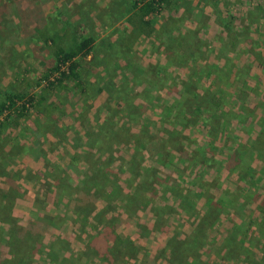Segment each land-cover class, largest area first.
I'll use <instances>...</instances> for the list:
<instances>
[{
    "label": "rangeland",
    "instance_id": "rangeland-1",
    "mask_svg": "<svg viewBox=\"0 0 264 264\" xmlns=\"http://www.w3.org/2000/svg\"><path fill=\"white\" fill-rule=\"evenodd\" d=\"M134 1L36 0L37 16H40L41 24L46 23L53 33L55 46L72 47L80 41L82 33L98 38L92 54L82 56L78 68L81 80L92 82L96 76L104 77L97 85L105 90L91 98L82 94L75 80H66L65 87L58 86L55 79L59 74H53L51 70L55 65L52 48L38 37L36 41L35 37L26 36V30L21 26L24 23L26 29L35 27V22H30L23 10L28 2L23 0L15 6L10 0L5 13L13 19H10L12 24L14 21L17 25L5 27L9 37L0 52V99L4 92H24L25 98L16 104L19 110L23 101L31 100V96L34 99L28 105L26 103L28 111L21 117L15 108L4 110L0 115V201L4 204L7 198L11 203L14 192L18 191L16 201H22L15 206L21 217L15 216L17 224L27 225L37 220L48 225L43 229L45 233L39 240V246L34 247L28 257L30 260L34 256L37 258L33 264H39L36 254L39 250L44 253L43 258L48 257L52 262L68 264L65 257L73 254V264H104L88 245L93 235L90 228L83 225L80 232H76L81 227L74 221L76 200L74 195H69L68 187L64 192L69 182L78 186L80 176L70 170V174L62 173L60 176L61 184L51 182L47 168L54 165L66 167L75 153L82 155L87 149L88 132L95 130V125L103 121L108 111L107 104L118 105L114 98L116 89L106 81L117 84L128 78L133 83L137 76L132 70L140 73L147 64H152L164 80L159 85L155 83L153 88L140 82L132 86L139 91H158L161 97L155 101L162 107L153 111L150 103L145 102L143 114L128 116L118 105L117 118L127 122L134 133L144 129L151 137L159 135L165 138L168 130L177 128L182 135L170 134L172 138L167 137L170 140L168 145L154 151L149 145L141 144L142 150L132 157L134 147L114 142L113 148H116L110 157L113 166L120 170L132 169L137 163L138 166L157 168V176L161 181L167 180L172 189L164 192L163 184L159 183L156 205L166 207L172 204L175 207L168 209L171 213L163 214L161 220L164 223L156 224L148 208L133 213L129 222H121L119 230L122 235L132 239L138 250L125 259L121 258L118 264H135L136 261L171 264L165 246L174 229L179 236L191 231L194 222H198L197 212L200 214L212 201L209 198L212 195L221 198L226 191L239 196L238 200L246 199L247 208L231 211L229 219L222 215L214 227L205 229L207 241L203 245V259L205 264H248L244 256L231 263L223 260V251L219 247L226 235L234 233L233 223L239 224V230L243 231L245 216L260 215L259 201L253 199L249 191V181L253 179L251 176L247 180L241 179L239 173H231L227 168L219 171L217 176L216 171L194 157V151L209 139L206 134L209 125L198 120L195 112L199 113V104L209 103L211 107H218L216 124L211 130L214 144L209 152L220 155L219 159L232 152L236 156L242 155L244 150L249 155L256 152L254 146L257 148L259 145H263L261 152H264V0H171L169 5L150 16L156 32L132 37L129 17L134 12ZM17 29L19 32L15 33ZM115 48L120 55L111 53ZM107 60L112 64L109 68L105 65ZM192 91L198 94L196 98ZM185 101L187 113L182 116L187 120L182 121L184 125H180L174 115L163 116V105L176 110ZM5 120L7 125L3 124ZM255 136L256 145H253L251 139ZM4 142L7 143L5 147ZM171 147L173 150L169 152ZM198 153L200 157L201 151ZM132 159L136 164L129 163ZM249 159L256 169L257 180L264 182V159L255 155ZM3 164L7 166L8 176ZM29 165L32 167L28 168ZM10 170L17 175L13 176ZM121 175L123 181L120 182L125 188L128 174ZM96 184L100 185L101 181ZM8 187L10 190L5 192L4 188ZM181 187L184 198L190 194V189L193 190L192 196H186L185 209H178L180 198L173 194ZM104 202L100 199L99 206ZM116 210L126 216L120 207ZM0 216L4 217V214ZM2 220L0 218V225H3ZM253 229L247 230L245 242H242L250 247L255 242L250 240L252 232L255 233ZM2 245L7 248L4 239ZM219 252L222 253L219 255ZM17 260H8L7 264L18 263Z\"/></svg>",
    "mask_w": 264,
    "mask_h": 264
},
{
    "label": "trees",
    "instance_id": "trees-1",
    "mask_svg": "<svg viewBox=\"0 0 264 264\" xmlns=\"http://www.w3.org/2000/svg\"><path fill=\"white\" fill-rule=\"evenodd\" d=\"M21 1L23 0H12L15 6ZM26 1L28 3L23 10L24 12H27L26 16L28 17V20L30 22H35V27L26 29V25L24 23L21 26L25 28L23 30H26V36L28 35L31 39L35 37L36 41L38 37V40L42 41V43H47L49 47L52 48L55 65L51 68V70L53 71V74H59L55 79L58 86H65L66 80H75L76 84L81 87L82 93H90V91L100 92L103 88L98 86L97 82L102 79L101 77H98V81H84L83 79H80L81 76L78 71L81 57L91 53L95 45L98 43L95 41V38L92 35L82 33L81 39H79L80 41L78 40L79 42L72 47L64 48L63 46H55L56 40L54 39L53 33L46 23L41 24V20H39L40 16H37L39 8L36 0ZM170 1L171 0H135L133 3L134 12L129 17V22L132 27L130 32L131 36H148L156 32L157 29L150 16L153 13L160 11L165 5H169ZM9 2L10 0H0V52L1 49H4V43L9 37L8 35L6 36L7 29L5 27H8L9 25H17L14 21L12 24L10 19H13L8 17L5 13L7 11L5 8L10 5ZM18 10L20 12L21 9L18 8ZM17 32H19V29L15 31V33ZM113 52L120 55V51L116 48L111 51V53ZM121 55L123 56V52ZM105 65L109 68L112 64L110 60H107ZM132 72H134V76H137V79L134 80L133 83L130 82L128 78H124L117 84L112 82L111 84L107 81L105 82L108 83L111 88L114 87V89H116L114 98L118 105H120L122 111L127 113L128 116L143 114L145 102L150 103L153 111L156 108L160 109L162 105H159L155 101V99L158 97L160 99L161 97L158 91L152 92L147 89L139 91L133 87L137 82L145 83V85L150 88L155 83L159 85V82L164 79L159 77L160 73L158 69L152 64H147L140 73H138L137 70H132ZM158 77L159 79L156 80ZM128 85L130 86L128 87ZM192 92L196 98L198 94L194 91ZM24 98V92H4L2 94V98L0 99V115H2L3 111L7 109L15 108L16 110H19V106L17 107L16 104ZM30 99L33 100V96H31ZM139 99H142L143 102H139ZM31 100H28L27 102L23 101L21 109L17 114L18 117L27 113L28 107L26 106V103L28 105V103L32 102ZM213 100L216 102L214 95ZM107 105L108 111L105 119L95 125V130L88 132L87 149L84 153L82 155L75 153L73 157L70 158L67 167L54 165L51 167V172H49L51 174L52 181L60 184L62 182L60 180V176L62 173L68 175V170H73L80 176L78 186H72L69 182L66 184V189L64 190V192H67L68 187L69 195H74L76 200L74 208V215L76 219L74 221L81 225L80 229L76 230V232L79 233L83 228V225L84 227L88 226L93 234L89 238L88 242L89 247H91L93 251L92 253L99 256L104 261V264H118V261H120L121 258L125 259V257L131 256L138 250L132 239L128 236L122 235L119 230L120 223L125 220L129 222L133 213L145 211L148 208L153 216V221L156 222V224H160L163 222V220H161L163 214L171 213V210L168 209L174 208L175 206L172 204L166 207L156 205L155 199L158 198L159 191L157 187L158 184H163L164 187L162 190L164 192L172 189L167 180L161 181V179L157 176V168L153 166H138L139 163L136 164L133 159L129 162H134L136 164V166L132 167V169H127L126 167L120 170L113 166V159L110 157L112 151L116 148H113V143H126L130 148L134 147L135 149H132L131 153L132 157L136 154V152H140V150H142L141 144L149 145V148L153 151L159 148L163 149V146L168 145L170 142L167 138L168 136L171 137L170 134H181L182 132L181 130H177V128L170 129L167 131V136L165 138L159 135L151 137V134L146 133L144 129H140L137 133H134L131 131L127 122H121L117 118L118 114L116 110L118 109V105L109 103ZM180 106L181 107L179 109L175 110V108L170 105H163V116L166 118L168 115H174L177 122L180 125H184L182 121H186L187 118L185 119L182 115L187 113L185 109L186 101ZM198 106L200 107L197 108L199 113L196 110L195 113L198 114V120H203L207 125H209L206 133L209 139L207 143L205 142L200 144V147L197 148L198 151H194L196 152L194 157L196 159L200 158L201 163L205 166H209V168H212L213 172L216 171L217 176L219 171L224 168H227L231 173H239L241 179L247 180L251 176V179L253 180L249 181V191L252 194L251 197L259 201L258 210L260 215L257 217H248V215L245 216L247 220L245 221L246 224L244 223L245 229L243 231L242 229L239 230V224L233 223L234 233L226 235L224 237L223 244L219 247L221 249L220 251H223V253L221 252V256L223 260L230 263L236 261L237 258L244 256L245 261L248 264H264V192H261V188H264V182L261 183L257 180L256 169L254 168V165H251L249 159L254 155L260 159H264V152H261V147H263V145H259L257 148L254 146V150H256V152L249 153V155H247L246 150H244L242 151V155L236 156L234 152H232L226 158L219 159L220 155H214L209 152V148H211L214 144L213 138H211V130L214 129V123L216 124L215 111L218 107L213 105L211 107L209 103L199 104ZM3 124L7 125L8 122L5 120ZM155 136L157 138H153ZM251 140V143L256 145V136ZM6 145L7 143L4 142V147ZM167 147L165 148L167 149ZM172 150L173 147H171L169 152ZM199 151H201L200 157L198 156ZM167 152L168 150L166 153ZM194 152H192L191 155H193ZM182 158L185 157L183 156ZM82 165H84L83 168ZM6 167L4 166L5 171ZM7 172L8 171H6L5 174L6 176H8ZM10 173L13 176L17 175L11 170ZM121 173L128 174L125 180V188H122V184L120 182L123 181ZM202 173L205 172L202 171ZM30 174L31 171H29L28 175ZM71 179L72 178L69 175V181ZM99 180L101 181L100 185L96 184ZM90 182L93 184L91 185ZM176 185L179 186L177 182ZM181 189L182 187L178 192L173 191V194L180 198L177 203L180 206L179 207L177 205L178 209H185V202H187L186 196H192L193 190L190 189V194L186 195L184 198L181 193ZM6 190H10V188H5V192ZM18 195V191L14 192L11 203H9L7 198H5V206L3 205L0 208V214H4L3 220L4 225L6 226V228L4 227V244H6L7 252L9 253V255L0 253V261H3L1 259H5L7 261L18 259L22 264H29L28 262L30 259L28 257L30 252L34 247L39 246V240L43 239V234L45 233L43 229L48 227V225L37 220H32L27 225H18L16 217L11 214V207L14 205ZM238 197L239 196H234L231 191H226L224 196L221 198H217L212 195V197L209 198L212 201H209L210 203L208 202L207 207L200 212V214L197 212L196 218L198 217V222H194V227L191 231L186 233L184 236H179L176 234V229H174L173 233H171L169 243L165 246L166 250H168L170 254L169 260L171 264H205L202 253V250L204 249L203 245L206 244L207 241V233L205 229L211 226L214 227L218 217L225 215V217L229 219L231 211L247 208L248 202L246 199L242 198L241 200H238ZM100 199L105 201L102 206H99L98 204ZM194 204L196 203L194 202ZM118 207L121 208V211L126 213L125 217L120 211L116 210ZM177 211L178 210L175 212ZM212 215L214 217H211ZM79 218L82 219V222L81 220L79 222ZM251 227H254L253 231H255V233L252 232L250 235V240H255L252 247L242 243L245 242V233ZM33 233L37 236H34ZM33 236L36 239H34ZM221 253L219 252V255ZM133 256H136V254ZM135 264L143 263L136 261Z\"/></svg>",
    "mask_w": 264,
    "mask_h": 264
},
{
    "label": "crops",
    "instance_id": "crops-1",
    "mask_svg": "<svg viewBox=\"0 0 264 264\" xmlns=\"http://www.w3.org/2000/svg\"><path fill=\"white\" fill-rule=\"evenodd\" d=\"M88 35H92V34H88ZM93 36V35H92ZM94 37V36H93ZM95 38V37H94ZM97 40H98V38H95V41L97 42ZM89 54H92V52L91 53H89ZM98 77H101L102 79L100 80V81H102L103 79H104V77L103 76H96L94 79L95 80H93V81H98ZM81 79V78H80ZM87 81H90V80H87ZM98 86H101V85H98ZM63 87H65V86H63ZM103 89L100 91V92H96V93H94V94H91V93H82V94H85L86 96H89V97H91V98H94V97H97L99 94H101L104 90H105V88L103 87V86H101ZM82 92V91H81ZM91 94V95H90ZM105 117H106V115H105ZM105 119V118H104ZM103 119V120H104ZM102 122V121H101ZM22 161H23V159H21ZM69 164V162L67 163V165ZM67 165H66V167H67ZM30 167H32V166H30L29 165V167L28 168H30ZM3 169H4V164H3ZM48 169V171H50L51 172V167H48L47 168ZM67 171V170H66ZM68 171H70V170H68ZM67 171V172H68ZM69 173V172H68ZM70 174V173H69ZM1 175V174H0ZM51 182H52V180H51ZM4 190H5V188H4ZM37 197V196H36ZM22 201V199L21 200H19V199H17V201H15V203H14V205L11 207V214L12 215H14V216H16V217H18V218H21L20 217V215H19V211H18V208H15V206H16V204H18V202H21ZM5 204V203H4ZM1 201H0V208H1V206H3L4 205ZM29 205L30 206H32L33 204H31V203H29ZM0 215H2V214H0ZM28 215H26V217H27ZM0 218H2L3 219V217L2 216H0ZM2 224L3 225H0V253H5L6 255L8 254L9 255V253L7 252V248H3V245H2V241H3V239H4V227L6 228V226L4 225V220H2ZM36 254H38V258L40 259L39 260V264H41V263H44V264H66V262L64 263V261H49V259H48V257H42L43 256V254L44 253H42V251L41 250H39L38 252H36ZM48 256V255H47ZM41 257H42V260H41ZM6 258H7V256H6ZM73 258H74V255L72 254V255H66V257H65V261H67L68 262V264H73L72 262V260H73ZM36 257L34 256L31 260H29V264H33V262H35L36 261ZM1 260H3V261H0V264H7V260H5V259H1ZM16 262H18V263H15V264H20L21 263V261L20 260H17Z\"/></svg>",
    "mask_w": 264,
    "mask_h": 264
}]
</instances>
